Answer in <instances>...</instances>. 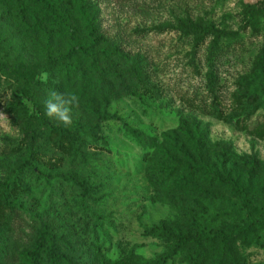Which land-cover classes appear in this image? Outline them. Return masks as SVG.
<instances>
[{
	"label": "rangeland",
	"instance_id": "obj_1",
	"mask_svg": "<svg viewBox=\"0 0 264 264\" xmlns=\"http://www.w3.org/2000/svg\"><path fill=\"white\" fill-rule=\"evenodd\" d=\"M147 1L153 2L150 18L128 8L116 12L100 0L108 29L114 16L125 32L150 31L145 46L129 48L128 57L111 55L110 69L102 60L96 71L89 59L56 61L68 39L47 30L42 19L43 28L36 20L17 19L20 0H0V62L9 67L0 69V144L6 149L0 154V179L10 189V204L0 207V264H16L22 250H33L44 227L51 233L41 264H48L56 248L82 260V251H94L95 243L111 257L131 252L157 260L174 253L166 264H190L196 247L178 251L172 230L233 235L225 247L205 245L202 264H264V229L254 223L264 222V80L258 76L264 9L254 8L264 0ZM87 2H81L84 9ZM187 16L236 33L220 42V77L212 91L206 65L212 38L201 47L187 36ZM79 26L85 37L86 26ZM136 53L145 58L139 61ZM126 86L132 95L124 94ZM53 90L79 96L71 126L45 115ZM32 114L68 129L79 125V142L72 144L32 118L37 134L32 143L17 121ZM189 115L208 127L205 155L224 185L211 184L204 193L194 186L185 199L158 197L145 172L149 146L127 127L161 143ZM32 149L43 176L19 170ZM233 184L247 190L249 201L231 192ZM162 223L168 229L163 236L148 233Z\"/></svg>",
	"mask_w": 264,
	"mask_h": 264
},
{
	"label": "trees",
	"instance_id": "obj_2",
	"mask_svg": "<svg viewBox=\"0 0 264 264\" xmlns=\"http://www.w3.org/2000/svg\"><path fill=\"white\" fill-rule=\"evenodd\" d=\"M80 1L83 2V0H20V6L16 9V18L21 19L26 24H28L29 19L36 20L35 23L42 28L44 25L42 20H44L47 30L54 32L57 30L59 36L68 39L67 51L61 55H57L55 57L56 61L69 62L73 58L89 59L92 68L96 71L99 70L102 60L106 62V67L110 69L111 55H115L117 58L120 55L128 57L130 53L128 52L129 48H135L138 43L140 46L146 45L145 39L150 30L137 28L134 31L125 32L120 28L119 20L114 16L112 17V21L116 22L112 23L113 25L108 29L103 25L105 19L103 17L104 13L99 8L101 4L100 0H97V2L96 0L95 2L89 0L86 9L82 7ZM106 2L111 4L116 12H123L125 8H128V12L139 11L138 13L147 18L153 15L150 9L153 6V2L147 0H106ZM254 8L255 10L264 9V1L258 3ZM190 17H186L187 27L190 29L187 36L197 38L196 42L200 43L201 47L206 45L209 39L212 38L211 42L208 43V55L206 58V65L208 67L207 85L212 91L216 88L218 78L220 77V64H222L221 59L218 57L220 42L223 38L234 36L236 33L225 30L218 31L213 25L202 22L196 23ZM79 24L87 28L85 37L81 36L79 32ZM181 24V28H183L184 25L183 23ZM179 28L180 26L176 30H180ZM196 35L198 37H194ZM135 58L141 61L145 56L141 53H136ZM259 63L261 69L258 76L260 80H264V59H260ZM0 69L9 70L8 64L0 62ZM133 69L137 70L136 67ZM124 92L127 95L133 94L132 89L128 86L125 87ZM34 105L37 109V104L35 103ZM32 118L40 121L51 131L67 136L71 139L72 144H76L80 140L78 133L79 125L74 129H68L52 123L49 119L32 114L28 119H17L28 132L32 143L37 139L36 132L30 126ZM102 120L100 119V121ZM127 128L139 142L149 146L148 150L150 152L145 172L158 197L185 199L187 195H193L194 186L199 187L200 192L204 193L206 187L211 184H215L218 188L224 185L221 180L218 181L220 178L216 174L217 169L205 155V152H207L206 148L211 143L209 129L196 117L192 115L183 117L178 130L172 131V135L166 136L161 143L157 142L155 138L145 135L143 132L135 131L129 126ZM3 151H6L5 146L0 144V154ZM31 151L30 157L19 167V170L28 169L35 175L43 176L34 165L35 150L32 149ZM252 168H254L253 165ZM47 177L51 176L48 175ZM60 177L66 180L74 179L72 175L67 177L60 174ZM231 192L242 196L244 202L249 201L248 192L245 188H238L233 184ZM9 198L10 189L8 184L6 180L0 179V207L9 205ZM174 210L180 212L178 209ZM254 223L261 229H264V222L256 220ZM165 232H168L167 224L165 223L153 225L148 230L149 234L159 236H163ZM49 233L51 231L47 227L42 228L38 233L33 250H22L17 256L16 264H41L43 253H45L43 251L44 245L49 238ZM169 235L175 240L178 251L190 244L196 247L190 264H202L200 258L203 251H205L203 250L205 245L215 243L216 245L225 247L233 241V235L221 231H216L213 236H209L207 233L200 231L172 230L169 231ZM94 245L96 246L94 251H82V260L75 259L74 254L71 255L66 251L56 248L50 251L48 264H166L174 254L164 255L157 260H149L131 252L111 257L108 253L101 250V245L97 243ZM178 251L174 250V252Z\"/></svg>",
	"mask_w": 264,
	"mask_h": 264
},
{
	"label": "clouds",
	"instance_id": "obj_3",
	"mask_svg": "<svg viewBox=\"0 0 264 264\" xmlns=\"http://www.w3.org/2000/svg\"><path fill=\"white\" fill-rule=\"evenodd\" d=\"M46 78V74H45ZM80 98L76 93H59L50 91L48 99L45 101V115L50 119L71 126L72 108L79 106Z\"/></svg>",
	"mask_w": 264,
	"mask_h": 264
}]
</instances>
